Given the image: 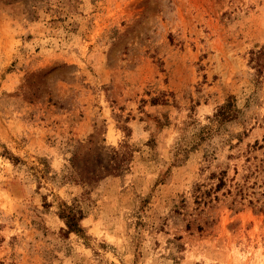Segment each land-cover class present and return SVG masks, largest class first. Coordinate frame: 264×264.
Returning <instances> with one entry per match:
<instances>
[{"label": "rangeland", "instance_id": "374dc122", "mask_svg": "<svg viewBox=\"0 0 264 264\" xmlns=\"http://www.w3.org/2000/svg\"><path fill=\"white\" fill-rule=\"evenodd\" d=\"M0 264H264V0H0Z\"/></svg>", "mask_w": 264, "mask_h": 264}, {"label": "trees", "instance_id": "16d2710c", "mask_svg": "<svg viewBox=\"0 0 264 264\" xmlns=\"http://www.w3.org/2000/svg\"><path fill=\"white\" fill-rule=\"evenodd\" d=\"M225 108L226 107H221L220 111H219V115H224L225 113ZM60 217L65 221L66 227L68 229V231H73V232H80V228L77 224V218L75 216V214L70 213V212H61L59 213Z\"/></svg>", "mask_w": 264, "mask_h": 264}]
</instances>
